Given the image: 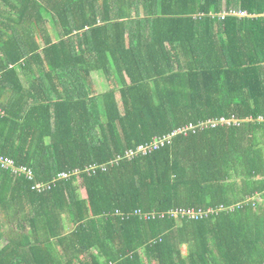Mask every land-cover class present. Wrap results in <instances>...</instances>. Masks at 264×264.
<instances>
[{"label": "trees", "instance_id": "16d2710c", "mask_svg": "<svg viewBox=\"0 0 264 264\" xmlns=\"http://www.w3.org/2000/svg\"><path fill=\"white\" fill-rule=\"evenodd\" d=\"M130 1L0 0V264H264V0Z\"/></svg>", "mask_w": 264, "mask_h": 264}, {"label": "bare ground", "instance_id": "6f19581e", "mask_svg": "<svg viewBox=\"0 0 264 264\" xmlns=\"http://www.w3.org/2000/svg\"><path fill=\"white\" fill-rule=\"evenodd\" d=\"M240 13H243V12H233V13H224V12H222V13H220V14H212V15H210V16H212V17H218V18H221V19H225L226 17H228V16H236V17H244V16H241L240 15ZM248 16V15H247ZM246 16V17H247ZM225 123H227V124H231V123H233V120H225V119H222L221 121H218V120H209V121H207V122H203V123H201L200 125H199V127H201V128H205V127H208V126H211V127H213V128H215L216 126H218V125H220V124H225ZM193 127V128H190V127ZM191 126H189L188 128H186L185 130H194L195 129V127L193 126V125H191ZM181 132V131H180ZM154 144V143H153ZM162 145V144H161ZM152 149H153V145H151V146H147V148H145V147H139V150L140 151H145V152H151L152 151ZM0 158H4V159H9V160H11L10 158H7V157H4V156H0ZM7 169H10L12 172H14V173H17L18 171H19V169H18V167H16V165H15V163H14V166H12L11 168H7ZM22 171H25V173H26V178L27 179H29L30 181L31 180H34L35 179V177H34V174H33V172L31 171V170H26V168H24V169H22ZM36 189H38V190H42L43 188H42V185L40 184V183H37V185H36ZM139 214V213H138ZM172 214L174 215V216H176V217H178L180 214H182V215H191L192 217H196V213H188V212H185V211H183V210H178V211H176V212H172Z\"/></svg>", "mask_w": 264, "mask_h": 264}, {"label": "crops", "instance_id": "0c3cea01", "mask_svg": "<svg viewBox=\"0 0 264 264\" xmlns=\"http://www.w3.org/2000/svg\"><path fill=\"white\" fill-rule=\"evenodd\" d=\"M134 1H136L138 4H139V7H141L140 8V13H143L144 12V9H143V7H145V4H144V2L146 1V0H131L130 2L131 3H134ZM149 1H151V0H149ZM177 2H180V3H182V0H177ZM0 5H1V9L2 10H0V21H2V22H8V21H12L15 17H16V15H13V16H11V14H10V12L9 11H5V12H3L7 7H5V8H3L2 7V5H3V3H0ZM177 10H178V7L176 8ZM136 13V9H134L133 10V13ZM43 13H45V14H47L46 16H49L50 17V14L48 15V13H46V12H43ZM199 13H201V12H199ZM199 13H196V14H190V15H193V16H197V15H200V16H204V15H201V14H199ZM134 15V14H133ZM53 29V28H52ZM18 70L20 71V77H21V79H22V72H21V67H18ZM25 74V73H24ZM95 75V74H94ZM94 75H93V77H94ZM98 75H100V74H98ZM94 82H95V80H94ZM96 84V83H95ZM27 86V85H26ZM97 86V85H96ZM98 90H100L98 87H97V92H98ZM104 91V90H103ZM93 92V91H92ZM5 244H6V242H1V244H0V249L2 248V247H4L5 246Z\"/></svg>", "mask_w": 264, "mask_h": 264}, {"label": "rangeland", "instance_id": "374dc122", "mask_svg": "<svg viewBox=\"0 0 264 264\" xmlns=\"http://www.w3.org/2000/svg\"><path fill=\"white\" fill-rule=\"evenodd\" d=\"M225 8H226V7L224 6L223 9H225ZM49 26H50V25H49ZM50 29H52L51 26H50ZM31 79H32L31 77L26 76V75L22 72V81H23V83H24L25 85H27V83L30 82ZM94 80H95V83H96L97 87L100 89V90H99L100 92H98V93H101L104 89H109V82H108V80L105 78L104 75H102V74H100V75L95 74V75H94ZM4 157H5V156H4ZM43 185H44V184H43ZM43 185H42V187H43ZM81 192H82V194H83L84 196H86V192H85L84 189H81ZM65 222H66L67 227L70 228V229H68V228H66V229H67L68 231H70V230H71V225L69 224V221H67V219H65ZM2 242H6V241L3 240Z\"/></svg>", "mask_w": 264, "mask_h": 264}, {"label": "built area", "instance_id": "2783aa9c", "mask_svg": "<svg viewBox=\"0 0 264 264\" xmlns=\"http://www.w3.org/2000/svg\"><path fill=\"white\" fill-rule=\"evenodd\" d=\"M240 15L246 17L248 14L243 12V13H240ZM190 128H193V127L191 126ZM161 144H163V140H158L154 142L153 149H157ZM12 166H14V162L12 160L0 158L1 168L7 169V168H11Z\"/></svg>", "mask_w": 264, "mask_h": 264}]
</instances>
